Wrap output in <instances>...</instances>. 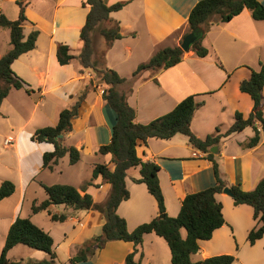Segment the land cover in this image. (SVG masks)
<instances>
[{"label": "crops", "instance_id": "1", "mask_svg": "<svg viewBox=\"0 0 264 264\" xmlns=\"http://www.w3.org/2000/svg\"><path fill=\"white\" fill-rule=\"evenodd\" d=\"M199 1L103 0L108 6L126 3L121 10L110 14L112 20L119 22L123 38L115 40L109 48L105 39L100 38L94 45L92 58L98 67L115 70L126 78L119 90L135 109L137 123L148 124L172 111L186 97L195 95L202 105L194 114L191 128L199 138L204 139L219 126L224 133L233 124L236 112L244 117L252 112L253 101L248 94L240 91L239 85L250 78L252 70H259L260 62L264 61V21L255 20L252 12L244 9L229 22L213 24L205 33L203 45L208 49L206 57H199L189 50L179 64L156 73L148 70L132 79L137 67L149 61L156 52L180 45L189 30V15ZM82 2L0 0V14L9 20L18 19L19 4L25 5L28 19L23 25L25 38L33 31L39 32L36 47L12 64L14 72L29 84L31 93L25 89H12L0 107V142L4 150H12L7 154L0 152V185L3 181H11L15 185V192L1 200L12 204L10 218L5 225L6 236L11 224L20 215L27 194H32L31 184L35 178L47 173L50 178L58 172L57 165L53 170L43 167L44 153L53 151L54 146L32 141L37 129L56 125L60 112L71 107L75 99L86 92L78 116L72 120V131L63 136L64 143L77 148L82 156L96 158L100 154L99 147L111 140L117 114L103 98L105 87L97 85L94 71L83 68L78 60L61 65L57 59L59 45L68 46L75 55L82 49L80 33L89 12V7ZM261 2L264 5V0ZM110 26L107 23V27ZM11 48L10 30L0 27V58ZM262 99L264 113V88ZM254 135L255 130L247 127L242 132L223 138L217 145L218 153L214 154L223 180L228 185H240L245 191L255 189L264 177V133L261 129L258 145L246 147ZM136 151L142 161H154L159 166L158 178L166 213L170 217L179 214L186 195L211 187L216 182L213 162L207 159L205 152L193 147L185 135L177 134L166 140L150 138L146 143L139 144ZM103 156L104 163H87L86 177L77 184H71L81 194H91L97 203L107 199L111 186L101 177L92 179L93 169L97 164H107L111 169L114 167L112 156ZM138 177L139 168H136L126 178L130 197L117 209V213L126 220L129 231L159 215L157 202L147 187L132 180ZM44 182H39L41 187L47 185ZM53 183L48 182V185ZM228 196L224 192L216 196L223 205V215L225 207L230 209L233 205L232 214L244 216V229L249 233L257 226L253 208L236 206L231 196V201H227ZM34 202L37 200L31 198L30 209ZM59 207L51 212L61 214ZM225 221V225L217 229L212 237L225 234L223 228L229 224L227 218ZM64 223L71 224V230L64 234V241H68L65 258L70 260L86 241L101 234L105 218L96 210H73L72 216H68ZM163 242L166 243L155 234H146L135 260L141 264H154L150 250L155 245L163 246ZM133 250L131 242H108L89 263L125 264L127 255ZM214 255L204 251L201 260ZM193 256L192 260L197 261Z\"/></svg>", "mask_w": 264, "mask_h": 264}, {"label": "trees", "instance_id": "2", "mask_svg": "<svg viewBox=\"0 0 264 264\" xmlns=\"http://www.w3.org/2000/svg\"><path fill=\"white\" fill-rule=\"evenodd\" d=\"M82 3L89 7V12L80 33L81 51L75 55L68 46L59 45L56 54L61 65L78 60L83 68L92 69L97 78V85L105 87L102 94L104 100L117 114L109 144L98 149V153L112 156L114 167L111 169L107 164H97L92 174V179L101 177L102 180L110 184L111 190L104 202L97 203L91 194H81L72 185L43 184L46 198L40 203H33L32 213L46 211L53 222H65L68 219L66 214L51 212L53 208L61 205L73 210H96L103 214L105 223L101 234L86 241L70 258V264L89 263L90 259L108 242L114 241L133 243L134 250L127 255L125 264H141L135 260V256L142 246L146 234H155L166 241L171 253V264H233L236 258L231 254L212 256L197 262H193L191 256L200 250V241L210 240L213 233L225 225L223 205L216 196L222 193L226 187L231 191L234 205H248L253 208V218L257 221V226L248 233L249 244L254 245L264 236V177L251 191L243 190L240 185H228L221 176L214 154L210 152V149L218 145L223 138L242 132L247 127H252L255 130V135L246 143V147L253 148L260 142V129L264 133L262 99L264 61L260 62L259 70H252L250 78L241 81L239 85L240 91L248 94L253 101L252 112L248 117L236 112L233 124L224 133L217 128L213 134L201 139L192 131L191 123L194 114L202 105L196 100L195 95L186 97L172 111L150 123L140 124L136 122L135 109L128 104L126 95L119 90V87L126 82V78L115 70L98 67L92 58L94 52L92 35L101 23L111 24L110 27L100 30L107 48L115 40L123 38L119 22L112 20L110 14L121 10L126 3L118 2L110 6L106 5L103 0H83ZM19 5L20 12L16 20H9L5 15L0 14V27L10 30L12 45V48L0 58V107L12 89H25L27 93L32 91L29 84L12 69V64L17 58L36 47L39 35L38 31H33L25 38L23 25L28 19L25 14V5L22 3ZM244 9L250 10L255 20L264 21V5L261 0L199 1L189 15V30L183 36L184 38L197 28L203 29L197 34L190 50L199 57H206L208 49L203 45L205 33L213 24L229 22ZM184 53L180 45L161 49L149 61L141 63L137 67L133 72L132 79L148 70L156 73L169 69L182 62ZM85 96L86 92L78 97L74 105L63 109L56 125L39 128L33 133L32 141L46 142L54 146L53 151L45 152L43 155L44 168L53 170L66 155H69L71 164H76L80 160L81 152L74 146H67L64 143V138L59 139V135L65 136L72 131V120L78 116ZM177 134L185 135L193 147L207 154V159L213 162L216 182L211 187L186 195L179 214L176 217H170L166 213L164 195L158 178L160 168L154 161H142L137 155L136 149L139 144L146 143L150 138L166 140ZM136 168H139V177L132 178V180L147 187L148 192L157 202L159 215L149 222L140 224L133 231H129L126 220L117 213V209L123 201L130 197L126 178ZM14 192V183L3 181L0 185V201L11 196ZM183 231H185V235H183ZM17 245H25L34 250L44 251L49 255L48 259L38 262L30 261L27 264H55L56 253L53 237L29 218L17 217L11 224L0 253V264H23V260L8 259L9 251Z\"/></svg>", "mask_w": 264, "mask_h": 264}, {"label": "rangeland", "instance_id": "3", "mask_svg": "<svg viewBox=\"0 0 264 264\" xmlns=\"http://www.w3.org/2000/svg\"><path fill=\"white\" fill-rule=\"evenodd\" d=\"M107 23L103 22L98 26V29L93 33V47L95 43L101 39L104 40V37L101 35V29L106 28ZM78 99V98H77ZM77 100L75 99V102ZM72 103V105L75 104ZM221 128V126H219ZM217 127V128H219ZM216 128V129H217ZM216 131V130H215ZM214 131V132H215ZM221 131V130H220ZM12 150H4L3 144L0 142V152L1 153H10ZM104 163V156L98 154L96 158H92L89 155H81L80 160L77 162V165L70 163L69 155L63 157L59 163L57 164L58 172L57 174H53L52 177L48 178V173L46 176H40L35 178L34 182L31 184L32 194H27L26 199L20 208L19 216L21 218H29L34 224L42 228L46 232H51L54 236L55 240V251L56 259L55 264H70L69 260L65 258L66 249L68 241H64L65 233L71 230L70 223L64 222H53L46 212H40L38 214H33L30 209L31 198L37 200V202H41L46 198L45 191L43 187H41V180L45 181L44 183L48 185L49 183L54 184H77L82 178L86 177V167L87 163L91 162ZM73 186V185H72ZM226 198V197H225ZM16 199V198H15ZM227 201H231V197L226 198ZM16 201V200H14ZM12 202V201H11ZM11 203H4L0 201V253L4 246L6 235H5V225L7 221H9L10 213H11ZM57 210V209H56ZM61 214H66L68 216H72L73 209L68 208L66 206L61 205L58 209ZM232 210L234 211V206L232 205L230 209L225 207L224 214L225 220L227 218L229 224L224 227L225 234H219L218 236L212 237L211 240L200 241V251L197 254H194L193 258L197 261H200L202 258V253L207 251L211 254H216L214 256H218L217 253L223 254H231L234 255L236 260L233 264H264V237L257 241L254 246H250L247 242V231L244 229L245 218L244 216H234L232 214ZM76 211V210H75ZM71 212V213H70ZM185 235V231H183ZM226 235V237H225ZM144 241V240H143ZM163 246L155 245L150 250L153 263L154 264H171L170 263V252L168 246L165 242H163ZM142 246L141 248L143 247ZM54 248V249H55ZM25 251V252H24ZM33 255H29V254ZM21 256V257H20ZM49 255L44 251L34 250L25 245H18L14 252H11L8 255V259L15 260H23L24 264L27 262H38L44 259H48ZM192 260V258H191ZM193 262H197L192 260Z\"/></svg>", "mask_w": 264, "mask_h": 264}, {"label": "water", "instance_id": "4", "mask_svg": "<svg viewBox=\"0 0 264 264\" xmlns=\"http://www.w3.org/2000/svg\"><path fill=\"white\" fill-rule=\"evenodd\" d=\"M203 29L202 28H197L194 31H191L190 33H188L183 39L182 42L180 44L181 49L184 52H188L191 48V45L195 42L196 38H197V34L199 32H202ZM63 135H59V139H62ZM210 152L213 154H217L218 153V146H214L210 149ZM223 192L229 196H232L231 191L228 187H226Z\"/></svg>", "mask_w": 264, "mask_h": 264}, {"label": "built area", "instance_id": "5", "mask_svg": "<svg viewBox=\"0 0 264 264\" xmlns=\"http://www.w3.org/2000/svg\"><path fill=\"white\" fill-rule=\"evenodd\" d=\"M104 92V90L102 91V93Z\"/></svg>", "mask_w": 264, "mask_h": 264}]
</instances>
